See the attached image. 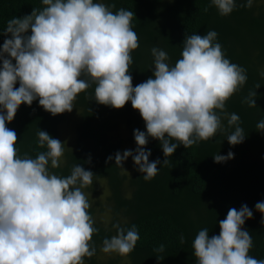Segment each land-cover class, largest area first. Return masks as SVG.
<instances>
[{
  "label": "clouds",
  "instance_id": "clouds-1",
  "mask_svg": "<svg viewBox=\"0 0 264 264\" xmlns=\"http://www.w3.org/2000/svg\"><path fill=\"white\" fill-rule=\"evenodd\" d=\"M42 5L22 18L9 19L2 33L0 264H85V258L97 253L93 236L99 229L84 191L96 175L80 163L67 176L50 171L61 167L65 143L40 129L38 144L47 150L35 158L27 153L21 156L17 134L7 127L20 106L30 107L38 100L52 116L71 113L79 94L93 86L94 93L85 96L89 101L117 110L130 102L145 122L146 132L134 130L135 152H117L106 163L114 159L123 169L132 157L137 171L149 181L158 175L161 164L159 159L149 161L151 151L145 150L149 138L161 144L163 167L172 165L169 158L178 146L187 149L224 132L222 118L234 126L228 143L244 142L240 117L228 113L226 103L246 84L247 70L226 58L218 33L209 30L185 36L181 58L174 65L166 51L153 47L152 77L133 87L132 53L140 43L132 28V11L99 0H42ZM252 5L253 0H246L242 6ZM211 6L222 16L237 7L235 0H211ZM259 88L256 84L245 97L249 107H256ZM256 127L264 131V120ZM233 158L232 152L213 155L216 163ZM85 163H91L90 156ZM255 208L264 217V201ZM252 218V210L242 205L239 210L230 208L219 221V235L200 229L191 245L195 264H264V259L249 255L254 241L243 226ZM113 228L116 234L103 239L100 251L129 255L140 239L137 226L126 228L117 222ZM180 240L185 243L183 235ZM164 251L163 244L154 249L158 261L164 259Z\"/></svg>",
  "mask_w": 264,
  "mask_h": 264
},
{
  "label": "trees",
  "instance_id": "trees-1",
  "mask_svg": "<svg viewBox=\"0 0 264 264\" xmlns=\"http://www.w3.org/2000/svg\"><path fill=\"white\" fill-rule=\"evenodd\" d=\"M115 3L116 9L124 8L134 13L132 28L139 37L140 47L132 53L130 68L133 87L152 77L154 57L151 49L158 47L166 51L169 63L174 65L181 58L185 36L204 35L209 30L218 33L226 58L247 70V82L226 103L228 113L240 117V127L246 138L243 143L232 146L227 136L234 131L227 119L222 118L225 131L218 132L208 141H202L185 149L177 147L169 158L171 166L163 167L165 159L158 140L149 138L145 150L151 151L149 161L159 159L160 171L149 180L137 171L132 157L128 158L132 172L127 175L115 160L107 162L109 156L120 152L129 144L135 152L137 145L134 130L146 132L145 122L139 112L128 102L122 109L97 104L85 99L94 93V86L79 94L75 101L78 121L75 125L73 144L65 150L61 167L50 169L57 175L67 176L74 164L80 163L96 175L93 184L86 189L92 207L90 214L99 232L93 236L97 253L85 258V264H195L192 241L202 228L209 235H219V221L226 218L230 208L239 210L247 205L253 218L246 220L244 228L253 237L254 246L249 255L264 259V217L256 211L257 202L264 201V131L257 129L264 120V0H253L251 8L242 6L246 0H235L236 9L222 16L211 0H99ZM42 0H0V46L3 45L7 21L31 14L33 8H42ZM114 9V11L116 10ZM256 89V107L244 103L249 91ZM16 87H19L17 83ZM66 113L52 116L39 106L36 100L29 107L22 104L14 120L7 125L17 134L19 154L27 153L32 158L46 151L39 147L37 131H46L59 140L58 129ZM125 133L121 137L120 131ZM234 158L224 163L214 162L213 155ZM91 157V163H85ZM105 181L110 196L105 205L112 215L105 226L97 217L101 202L93 203L91 195L97 194V184ZM130 228L137 226L140 235L135 249L127 256L119 254L104 257L100 248L105 237L116 234L113 224ZM181 235L185 243H181ZM165 246L162 261L156 258L154 249ZM102 256V258H101Z\"/></svg>",
  "mask_w": 264,
  "mask_h": 264
},
{
  "label": "rangeland",
  "instance_id": "rangeland-1",
  "mask_svg": "<svg viewBox=\"0 0 264 264\" xmlns=\"http://www.w3.org/2000/svg\"><path fill=\"white\" fill-rule=\"evenodd\" d=\"M78 111H73L71 113L66 112V117L65 120L60 124L59 129H58V135H59V140L62 143H65V150L70 147L73 144L74 138H75V125L78 121ZM125 130L124 128H121L120 135L121 137H124ZM125 150H131V146L129 144H124L123 147L121 148V153ZM122 172L129 175L132 172V167L129 164L128 159L124 162L123 164V169L121 168ZM110 196L109 194V188L107 186V183L105 181H101L97 184V194L96 195H91L90 200L93 203L96 202H101V206L98 207L97 214L98 220L105 226H107L111 219L112 215L109 212V208L106 207L105 203V198ZM108 256V254L105 253V256ZM111 255H116V253H111ZM102 256L104 257V253L102 252ZM101 256V258H102ZM127 260L122 259L121 264H127Z\"/></svg>",
  "mask_w": 264,
  "mask_h": 264
}]
</instances>
